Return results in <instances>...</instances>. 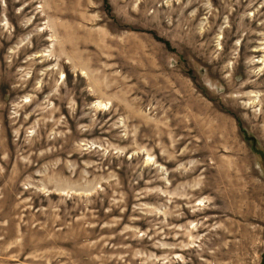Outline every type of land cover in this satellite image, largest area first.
<instances>
[{
    "label": "rangeland",
    "instance_id": "374dc122",
    "mask_svg": "<svg viewBox=\"0 0 264 264\" xmlns=\"http://www.w3.org/2000/svg\"><path fill=\"white\" fill-rule=\"evenodd\" d=\"M0 264H264V0H0Z\"/></svg>",
    "mask_w": 264,
    "mask_h": 264
}]
</instances>
